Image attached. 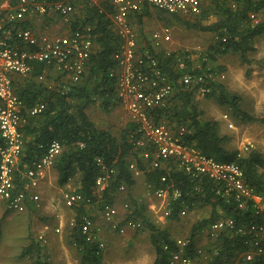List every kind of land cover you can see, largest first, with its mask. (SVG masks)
<instances>
[{"label": "trees", "instance_id": "1", "mask_svg": "<svg viewBox=\"0 0 264 264\" xmlns=\"http://www.w3.org/2000/svg\"><path fill=\"white\" fill-rule=\"evenodd\" d=\"M70 3L75 18L71 28L91 27L92 53L87 60L85 73L80 82L67 84L61 82L62 85L50 86L38 79L42 74L41 64L35 65L34 72L29 77L14 79L15 92L23 101L25 108L42 102L45 104V109L39 115L29 116L26 125L21 129L24 143L15 165L13 182L15 190L26 189V181L22 178V173L31 167L34 161L41 158L45 154L46 147L55 140L61 146L60 153L52 163L58 186L73 181L76 185L72 190L73 193L91 197L92 202H97L101 208L104 204L113 203L114 195L119 191L120 186L131 190L136 184L129 164L135 160L137 166L143 170L145 164L135 151L133 143L139 138V134L133 122L129 121L125 127L111 131L99 127L87 113L88 107L96 102L104 112H108L111 106H116L118 103L116 77L110 76L112 71L116 75L118 70L117 61L113 58L119 42L111 20L113 8L107 1L70 0ZM263 10L264 0H210L201 8L200 14L195 16L168 13L145 5L141 13L135 15L133 22L137 38L148 47L152 42L153 32L148 38L149 35L143 29V21L144 18L152 15L164 23L163 28L179 22L188 29L210 33L218 38L216 46H209L203 53L205 56L202 59L205 60L200 68L193 67L191 59L187 57L188 52L172 51L171 55L167 56L165 51L150 47V53L157 58L158 66L176 87L170 98L169 107L157 109L154 118L155 121L166 119L173 127L186 126L183 139L187 144L196 147L216 161L237 162L244 171L247 183L262 194H264V157L255 150L244 156H238V150L227 148L226 142L229 137L220 134L218 123L203 120L201 113L193 105L198 91L197 86L183 88L177 82L183 74L203 76L205 85L211 88L206 96H213L220 106L229 108L235 118L264 125V116L255 118L244 112L240 107L241 98L230 93L221 83L212 80L211 72L205 69L207 59L215 61V53L238 54L242 62L251 63L248 54L254 51V40L264 36V20L252 24L250 14L258 15ZM212 16L216 17L213 22L209 21ZM24 25L27 26V24L22 26ZM179 57L185 63L183 70L178 68ZM44 75L51 81L50 73L46 72ZM56 79L59 80L60 77L57 76ZM97 158L102 159L107 168L114 170L108 186L99 194L100 197L95 184L100 174V169L96 165ZM163 174H165L164 170L145 172L146 183H151L154 187L160 186L159 178ZM169 179L182 191V200L186 205L183 206L181 200L172 201L167 221H178L181 218L180 211L188 212L197 207H209L210 213L208 217L191 225L188 233L181 238L185 241V246L182 248L176 245L177 238L172 236L169 228L160 229L146 215L144 206H138L131 200L132 207L118 227L129 221H135L149 231L150 243L155 254L152 264H167L173 253L188 255L193 259L201 257L197 247L198 237L211 222L221 216L218 210L223 209L225 217L237 213L232 206L222 202L213 193L214 184L203 181V190L197 191L195 183L181 173L171 171ZM28 207L31 208L30 204ZM70 209L74 210L75 218L68 229V244L79 253L80 264H99L101 250L98 242L88 241L81 231V218L86 214L85 205H74ZM248 239V235L232 236L221 232L216 239L209 241L210 244L206 248L209 259L206 260V264H232L235 256L250 249ZM165 244L168 246L166 250ZM21 256L29 257L32 260L31 264H50L43 260L41 246L33 239L22 248ZM257 264H264V261L261 258L257 259Z\"/></svg>", "mask_w": 264, "mask_h": 264}, {"label": "built area", "instance_id": "2", "mask_svg": "<svg viewBox=\"0 0 264 264\" xmlns=\"http://www.w3.org/2000/svg\"><path fill=\"white\" fill-rule=\"evenodd\" d=\"M99 1H107L113 8L111 20L119 37L113 58L117 61L118 70L116 75L112 71L110 76L116 77L118 104L136 125L139 138L133 144L138 158L145 164L143 170L134 160L129 164V169L135 177L149 171H165L159 178L160 186L154 187L151 183H146L148 194L157 202H151L148 207L156 214V219L162 222L171 212L172 201L181 200L182 205H186L182 200V191L169 179L171 171L181 173L194 182L197 191H202L203 181H208L214 184L213 193L217 198L237 212L236 215L225 217L223 209H219L221 216L206 228L208 240L216 239L221 232L232 236L248 235L250 249L235 256L233 263L257 264V259L260 258L264 261V194L247 183L244 171L237 162L216 161L187 144L183 139L186 126L173 127L166 119L155 121V112L157 109L169 107L176 87L158 66V60L151 55L150 49L159 50L164 43L171 41V35L168 28L154 32L150 46L147 48L144 44V50V46L138 45L133 23L135 15L140 14L145 5L168 13L195 16L200 14L201 8L210 0ZM72 13L70 0H11L0 3V200L4 201L7 208L16 212L26 210L27 199L39 200L38 194H30L29 190L38 186L46 169L51 167L60 153L61 146L53 140L46 147L45 154L22 173L26 189L15 190L14 170L24 143L21 129L26 125L29 116L43 112L45 104L37 102L25 108L15 92L14 79L29 77L34 72L35 65L41 64L42 74L38 76L39 80H43L47 72L60 77L66 83L80 82L92 53L93 40L90 26L71 28ZM50 15L61 16L68 24L66 33L53 35L41 32L32 21L33 17ZM250 18L256 23L254 14H250ZM23 24L27 26H22ZM164 51L167 56L172 53L166 49ZM177 64L180 70L184 69L182 58H177ZM210 78L213 80L212 76ZM177 83L183 88L197 86V92L202 95L211 91L205 85L203 76L183 74ZM246 145L244 152L238 151V156H244L251 151L253 145ZM96 165L100 169L95 181L100 197L99 194L108 186L114 170L107 168L100 158L96 159ZM123 189L124 186L119 187V190ZM61 198L68 208L97 203L92 202L91 197L68 190L63 191ZM101 212L103 219L107 221H111L117 213L111 204H104ZM186 214L185 210L179 212L181 218ZM81 220L82 233L88 241H95L92 217L84 214ZM139 226L140 223L129 221L119 231L123 233L127 228ZM175 243L182 248L185 246V241L181 238L175 239ZM98 247L101 250L104 245L98 242ZM167 247L165 244L164 249ZM198 253L205 257V252L201 249ZM198 259L173 253L167 264H198Z\"/></svg>", "mask_w": 264, "mask_h": 264}, {"label": "rangeland", "instance_id": "3", "mask_svg": "<svg viewBox=\"0 0 264 264\" xmlns=\"http://www.w3.org/2000/svg\"><path fill=\"white\" fill-rule=\"evenodd\" d=\"M153 12L156 13L154 10ZM215 19L216 17L212 16L209 21L213 22ZM255 20L256 22L264 20V10L261 14L255 15ZM38 24L39 22L35 25L37 28ZM163 26L164 23L155 15L144 18L143 29L149 35L148 38L152 32L162 29ZM168 29L171 41L159 50L188 52L187 57L191 59L193 67L200 68L205 60L202 59L205 56L203 53L209 46L217 44L218 38L215 35L188 29L179 22L168 26ZM253 46L254 51L248 54L251 60L249 64L242 62L238 54L215 53V61L207 59L205 69L211 72L215 82L221 83L230 93L240 97L241 109L256 118L264 116V36L256 38ZM49 76L51 81L46 77L42 81L50 86L62 85L61 82L67 84L61 78L60 81L55 80L57 76L52 74ZM193 105L197 107L203 120L218 123L220 134L229 137L226 142L227 148L244 152V146L251 143L253 145L251 150L259 152L264 157V125L235 118L229 108L220 106L211 95L196 92ZM87 113L95 124L111 131L125 127L130 121L118 103L111 106L108 112H104L96 102L88 107ZM49 171V175L45 177L46 181L40 182L37 188L39 200L35 205L32 204L29 210L16 213L5 207L4 201L0 200V264H31L32 260L29 257L21 256L22 248L27 246L31 239L41 246L44 261L50 264H80L79 253L68 244L67 238L75 213L65 206L61 198L63 191H72L76 185L70 181L67 185L58 186L56 171L52 165ZM29 191L30 194L35 193V189ZM131 200L138 206H144L146 215L160 229L169 228L174 238H183L193 223L208 217L210 213L209 207H197L188 211L178 221L166 219L159 222L156 214L148 207L151 202H157L148 194L147 185L145 183L141 185L136 181L131 190H119L114 195L111 205L115 207L117 213L111 221L103 219L98 203L85 206L86 214L94 221L95 240L104 245L99 264L153 263L155 254L150 243L149 231L142 224L136 228H127L123 233L119 231L124 225L121 227L118 225L132 207ZM29 201L27 199V204ZM35 228H39V231H33ZM208 242L204 230L198 237L197 247L205 252V257L204 255L199 257L198 264H206L208 260L209 256L206 255V248L210 244Z\"/></svg>", "mask_w": 264, "mask_h": 264}, {"label": "crops", "instance_id": "4", "mask_svg": "<svg viewBox=\"0 0 264 264\" xmlns=\"http://www.w3.org/2000/svg\"><path fill=\"white\" fill-rule=\"evenodd\" d=\"M94 2H96L97 0H93ZM99 1V0H98ZM2 2H11V0H0V3H2ZM98 3V2H97ZM206 5V4H205ZM41 17L40 16H36V17H33L32 18V21H33V23H34V25H36V23H38L39 22V24L37 25L38 26V29L41 31V32H46V33H50V34H64V33H66V27H68V24L67 23H65L64 22V20L61 18V16H58V15H50L49 17H42V18H44L43 20L42 19H40ZM35 19H37L36 21H35ZM73 21H75V18H74V16H73V13H72V15H71V23L73 22ZM214 21V20H213ZM71 23H70V26H71ZM69 26V27H70ZM142 42L138 39V45H140L141 47L142 46H144V43H142ZM164 45H166V43H164ZM145 46L142 48V49H144L145 50ZM147 48H148V45H147ZM50 168L51 167H49L48 169H46V171H45V173H44V176L40 179V181H39V183L40 182H45L46 181V179H45V177H46V175L48 174L49 175V173H50ZM134 178H135V180L138 182V183H140L141 185L142 184H146V177H145V175L143 174V175H140V176H138V177H135L134 176ZM42 180V181H41ZM39 183H38V186H39ZM38 186L35 188V193L37 194V188H38ZM30 200V199H29ZM35 203H37L36 201H34V200H30L29 202H28V204H27V202H26V210H29L28 208V205L30 204V207L32 208V204L33 205H35ZM6 207V206H5ZM11 211H13V210H11ZM14 212H16V211H14ZM25 212V211H24ZM16 213H22V212H16ZM33 231H36V232H38L39 231V228H35V230H33ZM59 232V231H58ZM31 233V232H30ZM234 262V260H232V264H235V263H233Z\"/></svg>", "mask_w": 264, "mask_h": 264}]
</instances>
